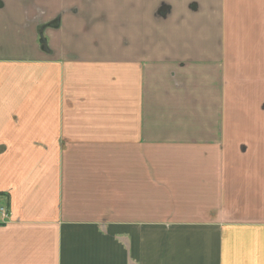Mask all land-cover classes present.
I'll use <instances>...</instances> for the list:
<instances>
[{"label":"crops","instance_id":"1","mask_svg":"<svg viewBox=\"0 0 264 264\" xmlns=\"http://www.w3.org/2000/svg\"><path fill=\"white\" fill-rule=\"evenodd\" d=\"M0 264H264V0H0Z\"/></svg>","mask_w":264,"mask_h":264},{"label":"water","instance_id":"2","mask_svg":"<svg viewBox=\"0 0 264 264\" xmlns=\"http://www.w3.org/2000/svg\"><path fill=\"white\" fill-rule=\"evenodd\" d=\"M40 44L43 46L44 49H47V40L44 37L43 33L40 34Z\"/></svg>","mask_w":264,"mask_h":264},{"label":"built area","instance_id":"3","mask_svg":"<svg viewBox=\"0 0 264 264\" xmlns=\"http://www.w3.org/2000/svg\"><path fill=\"white\" fill-rule=\"evenodd\" d=\"M3 211V210H2Z\"/></svg>","mask_w":264,"mask_h":264}]
</instances>
